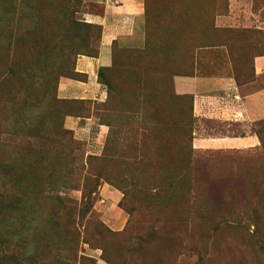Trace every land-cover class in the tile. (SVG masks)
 <instances>
[{
    "label": "rangeland",
    "instance_id": "obj_1",
    "mask_svg": "<svg viewBox=\"0 0 264 264\" xmlns=\"http://www.w3.org/2000/svg\"><path fill=\"white\" fill-rule=\"evenodd\" d=\"M145 1L146 49L115 47L103 96L83 103L57 82L97 54L101 7L0 0V264H264V121L256 150L195 151L194 127L210 122L171 89L196 68L250 79L264 32L233 28L230 0ZM263 7L250 4L264 23ZM66 116H93L104 140L75 139Z\"/></svg>",
    "mask_w": 264,
    "mask_h": 264
},
{
    "label": "crops",
    "instance_id": "obj_2",
    "mask_svg": "<svg viewBox=\"0 0 264 264\" xmlns=\"http://www.w3.org/2000/svg\"><path fill=\"white\" fill-rule=\"evenodd\" d=\"M101 7V14L89 15L92 24L100 28V42L95 57L79 56L74 72L79 78L61 77L57 82L60 99L73 102L99 100L104 94L98 82V72L113 65V49L143 51L147 46V20L144 0H88ZM253 0H230L231 14H239L235 29H256L264 32L259 14L250 9ZM238 4L239 6L235 5ZM264 11V7L259 11ZM219 21V22H218ZM227 22V20H225ZM225 21L217 19L218 26ZM237 22V23H236ZM229 26V25H228ZM264 51V50H263ZM252 76L238 82L233 75H204L194 69L189 75H174L171 89L176 97L191 99V115L199 125L193 129L192 148L206 151H253L259 147L257 125L264 121V52L251 59ZM63 127L72 132L75 139L87 144H100L106 127L93 116H66ZM95 151L98 148L95 146ZM111 205L118 204L121 195L108 192ZM112 216V217H111ZM110 230L118 232L124 227V219L106 214ZM103 217V219H104Z\"/></svg>",
    "mask_w": 264,
    "mask_h": 264
},
{
    "label": "trees",
    "instance_id": "obj_3",
    "mask_svg": "<svg viewBox=\"0 0 264 264\" xmlns=\"http://www.w3.org/2000/svg\"><path fill=\"white\" fill-rule=\"evenodd\" d=\"M145 1V0H144ZM145 5H146V1H145ZM146 19H147V6H146ZM147 41H148V37H147ZM147 47V46H146ZM146 49V48H145ZM97 55V54H96ZM95 55V56H96ZM95 56H92V57H95ZM91 57V56H90ZM114 57V56H113ZM115 60L113 59V62H114ZM98 75H100V73L98 72ZM256 132V134L258 135V133H257V131H255Z\"/></svg>",
    "mask_w": 264,
    "mask_h": 264
}]
</instances>
